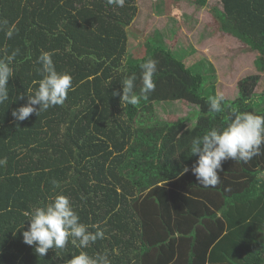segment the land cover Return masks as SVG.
<instances>
[{
	"label": "trees",
	"instance_id": "1",
	"mask_svg": "<svg viewBox=\"0 0 264 264\" xmlns=\"http://www.w3.org/2000/svg\"><path fill=\"white\" fill-rule=\"evenodd\" d=\"M221 5L212 8L218 28L263 64L264 0ZM137 13V0L124 7L106 0H0V20L18 29L11 39L0 30V58L19 50L9 100L0 105V264H68L80 251L106 253L111 264H264V149L247 164L225 160L221 183L209 188L192 173L198 156L190 152L193 138L226 127L233 110L264 115V86L255 92L260 75L240 78L225 111L210 112L215 84L160 35L128 50ZM42 51L54 53L57 72L71 75L73 90L63 105L17 121L12 111L27 104L42 79ZM149 57L158 61L155 91L135 105L113 96L132 74L139 94V65ZM175 100L195 112L157 119L152 104ZM60 194L105 238L40 257L23 241L29 226L23 213Z\"/></svg>",
	"mask_w": 264,
	"mask_h": 264
},
{
	"label": "clouds",
	"instance_id": "2",
	"mask_svg": "<svg viewBox=\"0 0 264 264\" xmlns=\"http://www.w3.org/2000/svg\"><path fill=\"white\" fill-rule=\"evenodd\" d=\"M106 2L108 5L124 7L126 0H106ZM0 30H4V35L8 39L18 31L15 24L9 25L7 20H0ZM18 52L17 49L10 55L0 58V105L9 100L8 82L14 75L12 64ZM53 55L52 52L42 51L38 57L37 63L41 67L37 71L40 72L42 79L38 82L34 81L38 83V88L34 94L27 95V104L12 111L15 120L25 121L32 114L38 116L51 107L63 105L68 92L73 90L71 75L57 72ZM157 64V60L149 57L139 65L142 82L139 94L136 92L137 76L132 74L123 80L122 92L114 91L112 95L119 96L121 102L132 105L137 104L141 97L147 98L156 88L154 77L157 73ZM109 83L111 81H106V84ZM225 99L223 93L209 97L210 112L214 114L224 112ZM262 149H264V115L233 110L230 123L226 127L213 128L203 136L192 139L190 152L192 155H197L198 160L191 171L200 186L216 187L221 183L219 172L225 160L247 164L254 157L261 155ZM3 163L4 161L0 160V164ZM188 171L189 168L185 166L180 175ZM23 215L29 221L28 229L22 232L23 241L29 246L34 245L40 257L46 255L50 249H64L69 243L77 249H87L98 239L105 238L104 231L98 224L89 226L81 222L70 198L62 194L51 198L42 207L25 211ZM23 226L24 223L22 228ZM90 227L95 228L96 231H90ZM68 264H111V261L106 253L90 256L86 251H80L78 255L72 256Z\"/></svg>",
	"mask_w": 264,
	"mask_h": 264
},
{
	"label": "rangeland",
	"instance_id": "3",
	"mask_svg": "<svg viewBox=\"0 0 264 264\" xmlns=\"http://www.w3.org/2000/svg\"><path fill=\"white\" fill-rule=\"evenodd\" d=\"M137 5V16L127 31L129 51L141 50L158 34L187 66L198 64L205 71L207 82L215 84L216 94L236 98L238 80L251 73L260 75L255 92L263 90L264 61L260 65L245 44L218 28L212 8L221 9V0H137ZM152 106L157 119L167 120L191 115L196 109L184 100L154 102ZM184 133V138L192 139Z\"/></svg>",
	"mask_w": 264,
	"mask_h": 264
}]
</instances>
